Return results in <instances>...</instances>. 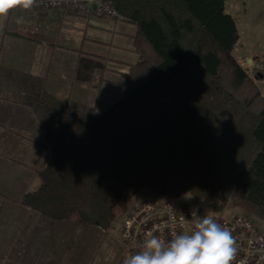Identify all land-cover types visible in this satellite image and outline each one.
Returning a JSON list of instances; mask_svg holds the SVG:
<instances>
[{
    "label": "trees",
    "instance_id": "1",
    "mask_svg": "<svg viewBox=\"0 0 264 264\" xmlns=\"http://www.w3.org/2000/svg\"><path fill=\"white\" fill-rule=\"evenodd\" d=\"M103 1L136 27L138 61L124 94L100 115L32 78L39 92L28 106L51 159L39 190L20 204L106 231L146 189L264 221V95L234 55L240 34L228 0ZM13 34L61 47L36 32ZM109 71L81 60L75 78L102 92Z\"/></svg>",
    "mask_w": 264,
    "mask_h": 264
},
{
    "label": "crops",
    "instance_id": "2",
    "mask_svg": "<svg viewBox=\"0 0 264 264\" xmlns=\"http://www.w3.org/2000/svg\"><path fill=\"white\" fill-rule=\"evenodd\" d=\"M23 31L39 33L61 47L51 49L13 34ZM135 34L136 27L124 21L70 9H16L0 18V264H56L61 247L76 249L77 231L70 233L74 221H52L20 204L25 194L39 190V174L51 159L45 131L28 106L39 92L32 78L44 79L45 91L54 98L69 99L100 115L124 94L129 67L138 61L133 52ZM81 60L110 70L102 92L75 78ZM112 226L83 232L93 243L99 232H109Z\"/></svg>",
    "mask_w": 264,
    "mask_h": 264
},
{
    "label": "built area",
    "instance_id": "3",
    "mask_svg": "<svg viewBox=\"0 0 264 264\" xmlns=\"http://www.w3.org/2000/svg\"><path fill=\"white\" fill-rule=\"evenodd\" d=\"M56 9H70L82 13L94 12L99 17L110 20L122 19L114 7L103 0H36L33 8L24 11ZM241 65L250 77L262 86L264 92V59H248ZM259 75L262 76L260 79L257 78ZM193 211L195 210L172 200L134 203L126 209L120 222V239L125 256L138 249L145 236L156 226H159L156 234L165 241L177 232L190 231ZM211 214L231 231L235 239L237 254L232 264H264V230L258 226L253 217L246 214L230 217Z\"/></svg>",
    "mask_w": 264,
    "mask_h": 264
},
{
    "label": "rangeland",
    "instance_id": "4",
    "mask_svg": "<svg viewBox=\"0 0 264 264\" xmlns=\"http://www.w3.org/2000/svg\"><path fill=\"white\" fill-rule=\"evenodd\" d=\"M227 12L234 18L237 29L240 34V41L237 44L234 55L240 63L245 62L248 59L260 60L264 58V0H228ZM257 84V83H256ZM258 85V84H257ZM259 86V85H258ZM262 94V86H259ZM81 110V106L79 107ZM85 108V107H82ZM144 192L138 193L133 201L129 204L131 207L136 202L141 201H167L171 200L166 197L160 196L151 192L150 190H142ZM144 193L154 195L144 196ZM176 203L195 210L199 213H205L208 211L210 214L214 212L208 204L198 201L190 194H184L179 199L172 200ZM132 204V205H131ZM126 208V209H127ZM126 209L117 218L119 222L123 218V214ZM236 214H246L251 217L252 215L245 211L228 206L220 215L224 217H230ZM258 226L264 230V221L258 220L253 217ZM118 220L112 224V229L109 232L101 234L96 241L91 243L87 237L88 229H94V226L83 225L78 222H72L74 225L72 228V235L77 237L76 249L66 250L61 247L57 258L55 259L56 264H122L123 258L125 257L120 239L116 234V227ZM98 233V232H95ZM69 234V232H67ZM63 232L59 234L60 245H62Z\"/></svg>",
    "mask_w": 264,
    "mask_h": 264
},
{
    "label": "clouds",
    "instance_id": "5",
    "mask_svg": "<svg viewBox=\"0 0 264 264\" xmlns=\"http://www.w3.org/2000/svg\"><path fill=\"white\" fill-rule=\"evenodd\" d=\"M35 4L36 0H0V18ZM16 22L22 23V18ZM191 221L190 231L177 232L166 241L156 234V226L122 264H232L237 249L231 231L208 211L204 215L193 211Z\"/></svg>",
    "mask_w": 264,
    "mask_h": 264
},
{
    "label": "water",
    "instance_id": "6",
    "mask_svg": "<svg viewBox=\"0 0 264 264\" xmlns=\"http://www.w3.org/2000/svg\"><path fill=\"white\" fill-rule=\"evenodd\" d=\"M259 77H262L261 75H259Z\"/></svg>",
    "mask_w": 264,
    "mask_h": 264
}]
</instances>
